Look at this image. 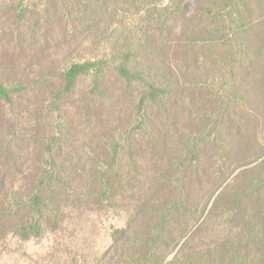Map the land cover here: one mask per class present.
Returning <instances> with one entry per match:
<instances>
[{
	"label": "rangeland",
	"instance_id": "1",
	"mask_svg": "<svg viewBox=\"0 0 264 264\" xmlns=\"http://www.w3.org/2000/svg\"><path fill=\"white\" fill-rule=\"evenodd\" d=\"M155 1L47 21L19 12L43 0H0V83L13 93L0 102V163L13 172L11 148L29 187L49 151L74 177L40 235L0 240V264H112V232L139 209L166 261L203 264L194 256L242 237L248 262L264 264V0H190L162 32L156 5L168 1ZM123 55L156 76L152 108L138 112L111 73L104 91L82 78L52 102L69 63Z\"/></svg>",
	"mask_w": 264,
	"mask_h": 264
},
{
	"label": "trees",
	"instance_id": "2",
	"mask_svg": "<svg viewBox=\"0 0 264 264\" xmlns=\"http://www.w3.org/2000/svg\"><path fill=\"white\" fill-rule=\"evenodd\" d=\"M129 1L134 4L135 0ZM167 1L165 7H161L159 3L156 5L159 8L156 21L159 23L160 32L167 28L166 24L172 22L175 15L185 19L191 10L190 0ZM122 4L125 5L123 0H43L42 7H34L33 10L22 7L19 12L20 14L30 15L33 13L35 16H43L47 21L53 15H59L60 19L66 17L75 21L74 14L87 16L91 11L95 16L104 17L108 13L109 5H114L112 12L116 14L121 10L119 6ZM10 11L12 13L14 9H10ZM131 62L127 55H123L113 66L107 65L105 59L98 57L69 63L55 77L58 85L57 89L52 90V95H55L54 98L52 97V102L60 95L71 94L82 78H92L95 89L104 91L105 77L111 73L115 83L119 84L125 93L130 91L132 95H135L136 105L139 106L138 112L142 113V109L152 108L156 99L164 94L162 88L157 85L156 76L151 68H139L137 65H131ZM7 86L0 83V102L10 105L12 103L11 94L13 93L7 90ZM14 91L19 93L23 89ZM8 152L13 156V172H10L11 165L8 167L6 163L7 158H3V162L0 163V240L10 234L17 235L22 239H29L42 233L43 226L48 219L47 208L50 205H56V212H59L60 203L67 200L70 190L69 182L74 180L73 170L67 174L64 162L55 161L48 151L46 153L48 157L45 158L50 161L46 165L44 162L37 163L38 169L31 174L33 182H30L28 187L25 172L20 169L22 164L16 163L19 160L18 157L11 148ZM70 166L69 163L67 167L69 170L72 169L69 168ZM234 198L238 202L243 200L240 195H234ZM146 201L148 200L146 199ZM142 203H145V200ZM177 204L171 205L169 203L164 207L171 205L169 209L159 211L157 208L153 214L158 216L161 212L165 215L171 210V207L176 210ZM140 210L134 218L126 223L124 228L115 229L112 232L110 246L112 264H186L185 261L182 262V259L177 260L175 257L166 261L163 255L158 254L162 235L159 234L160 231L153 234L145 223L138 224L137 215ZM161 217L162 215L159 226L161 225ZM256 218L260 224L263 223L264 225V212L261 213V217ZM172 220L170 219V222ZM157 224L154 226L155 230ZM161 245L165 244L161 242ZM248 247V243L240 237L239 239L236 238L234 242H222L219 248L213 249V252H205L203 255L197 254L194 257L195 260L200 261L201 259L203 264H251L248 262L249 255L242 251ZM130 250H135L133 256L128 255L127 251Z\"/></svg>",
	"mask_w": 264,
	"mask_h": 264
}]
</instances>
